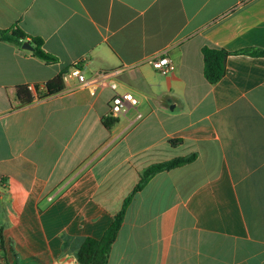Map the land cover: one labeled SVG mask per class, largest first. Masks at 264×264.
<instances>
[{"label":"crops","instance_id":"0c3cea01","mask_svg":"<svg viewBox=\"0 0 264 264\" xmlns=\"http://www.w3.org/2000/svg\"><path fill=\"white\" fill-rule=\"evenodd\" d=\"M15 23L57 60L0 40V264H80L144 169L191 154L133 195L107 264H264V55L243 52L264 50V0H0ZM204 46L229 52L215 83ZM164 52L168 74L149 62ZM76 65L138 104L113 116Z\"/></svg>","mask_w":264,"mask_h":264},{"label":"trees","instance_id":"16d2710c","mask_svg":"<svg viewBox=\"0 0 264 264\" xmlns=\"http://www.w3.org/2000/svg\"><path fill=\"white\" fill-rule=\"evenodd\" d=\"M0 40L15 43L19 46L28 40L32 45V53L37 58L46 63H53L57 59L43 48V39L28 34L19 23H15L8 28L0 27ZM204 57V75L210 83L217 82L227 71L226 58L228 51L210 46H204L202 49ZM244 53L252 55H264V50L248 49ZM46 92L42 97L51 96L61 92L65 88L64 77L58 74L45 84ZM16 97L20 106H25L33 102L34 95L29 85H19L16 87ZM115 120H106L107 127L111 126ZM196 154L188 156L175 157L168 161L154 163L148 166L140 173V179L132 192L124 200L122 208L114 215L109 227L104 231L100 238L87 237L77 251L76 257L80 264H107L113 243L116 241L118 233L122 227L125 213L133 195L143 188V186L157 173L182 166L192 162ZM0 237L3 235L0 231Z\"/></svg>","mask_w":264,"mask_h":264},{"label":"built area","instance_id":"2783aa9c","mask_svg":"<svg viewBox=\"0 0 264 264\" xmlns=\"http://www.w3.org/2000/svg\"><path fill=\"white\" fill-rule=\"evenodd\" d=\"M149 62L152 66L163 74H168L175 69V63L167 55L166 52L158 54L150 58ZM120 70H116L115 73L118 74ZM69 77H75L79 83L83 85H90L95 92L99 87L108 84L110 88L115 91L112 98L111 114L113 116H118L127 110L129 105H137L138 100L131 92H119L117 91V83L108 79L107 75L104 73H98L88 78L79 66H73L69 72L66 74ZM32 91H37L36 86L29 85Z\"/></svg>","mask_w":264,"mask_h":264},{"label":"water","instance_id":"95a60500","mask_svg":"<svg viewBox=\"0 0 264 264\" xmlns=\"http://www.w3.org/2000/svg\"><path fill=\"white\" fill-rule=\"evenodd\" d=\"M22 47L24 49H28V50H32L33 49V45L28 40L23 42Z\"/></svg>","mask_w":264,"mask_h":264}]
</instances>
